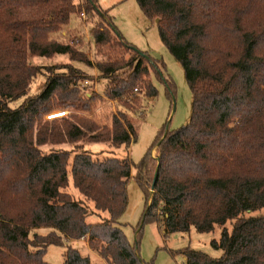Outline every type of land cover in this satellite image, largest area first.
<instances>
[{
  "label": "trees",
  "instance_id": "16d2710c",
  "mask_svg": "<svg viewBox=\"0 0 264 264\" xmlns=\"http://www.w3.org/2000/svg\"><path fill=\"white\" fill-rule=\"evenodd\" d=\"M135 1L147 19L158 20L159 39L181 65L192 95L189 122L171 132L163 126L137 164L94 159L82 145L119 149L135 142L128 112L157 96L151 72L161 76L163 65L126 42L98 0H0V264H48V247L81 240L104 264H147L139 253L146 224L163 226L165 236L221 229L219 240L210 242L222 251L219 258L185 249L184 264H264V215L243 217L264 209V0ZM78 14L101 21L90 30L97 48L122 50L120 58L94 66L106 81L104 98L84 93L87 77L72 66H64L66 74L49 73L29 96L39 73L30 58L66 55L91 65L73 46L50 38ZM165 82L171 99L173 84ZM109 101L125 110L100 114L102 124L74 115L59 125L42 124L54 109L92 115L96 102ZM62 144H75V150L39 149ZM131 170L145 199L133 244L118 224ZM70 179L92 210L66 191ZM99 212L108 218L87 222ZM42 227L51 231L30 236ZM63 259L90 264L72 246Z\"/></svg>",
  "mask_w": 264,
  "mask_h": 264
},
{
  "label": "rangeland",
  "instance_id": "374dc122",
  "mask_svg": "<svg viewBox=\"0 0 264 264\" xmlns=\"http://www.w3.org/2000/svg\"><path fill=\"white\" fill-rule=\"evenodd\" d=\"M74 2L77 4L80 0H74ZM98 4L103 11H107L108 15L112 18L114 26L126 42L140 52L147 53L153 61L163 65V68L160 69L161 76L151 72V80L158 91L157 96L149 100H143L142 102L139 101L138 107L141 108L137 110L133 109L130 113L128 112L129 118H131L132 123L137 128L136 141L132 142L127 148L121 147L119 149H112L107 144L102 143H84L82 149L91 153L94 159L98 158L102 160L104 158L115 157L118 159H129L133 164H137L147 153L163 126L166 132H171L185 126L189 122L192 110V95L185 82L181 65L170 55L159 39L156 21L147 19L142 14L135 0H98ZM100 24L101 21L96 16L78 14L70 18L68 26L51 34V39L62 44H69L83 53L91 65L87 66L83 63L70 61L66 55H58L50 59L30 58L29 63L37 67L39 73L30 86L29 96L39 92L49 73L66 74V70L63 69L64 66H72L80 70L87 77L88 81L81 83L84 93L90 94L94 92L100 97L103 96L106 81L99 78V73L94 66L96 63H104L110 59L120 58L121 56L118 55V52H122V50L115 48L111 44L102 46L103 48L96 47L90 30L93 25L100 26ZM123 57L126 61L129 55L124 54ZM165 80L173 84V97L171 99L166 94L167 87ZM125 100L128 101L130 98L127 97ZM22 101L23 99L16 100L10 103L9 106L15 109L21 105ZM95 106L97 107H95L96 109H94L92 115L74 111L71 108L54 109L42 118V124L47 123L48 127L59 125L62 120L70 118L72 115L88 121L95 119L96 123L102 124L100 120L102 115L107 113L115 114L117 110H125L116 102L111 101L106 102V104L96 102ZM61 113H65L64 117L59 115ZM49 115H53L52 118L55 119L52 121L47 120ZM74 148L75 144L39 147L43 153H49L53 150L70 151ZM151 157L154 160L158 158L156 148L152 150ZM134 177L135 171L131 170V177L127 184V208L118 221L130 244L134 243L137 234L135 230L145 207L143 192L138 187ZM66 191L74 199L79 201L84 200L72 186L71 179L69 181V188ZM148 193L149 196L152 195L151 190ZM83 202L89 210H92L93 206L91 203ZM260 215H264V209L256 213L244 214L243 217H256ZM107 218V213L99 212L98 214L88 216L87 222L96 224ZM231 225L232 223H227L226 228L231 230ZM50 231L51 229L49 228H37L31 232L30 236L32 237L35 234L46 235ZM220 233V228H215L211 233L202 234L192 228L188 233H170L165 236L163 226L146 224L141 231L139 253L141 259L147 264H184V257L180 252L185 249L200 251L210 257L219 258L222 255V251L213 249L210 246V242L212 240H219ZM85 242L86 240L79 242L70 241L65 242L63 247L50 246L47 248L44 261L48 264H64L63 253L67 246H72L78 249L81 255L88 257L90 264H104L99 257L86 249L88 247H86Z\"/></svg>",
  "mask_w": 264,
  "mask_h": 264
},
{
  "label": "built area",
  "instance_id": "2783aa9c",
  "mask_svg": "<svg viewBox=\"0 0 264 264\" xmlns=\"http://www.w3.org/2000/svg\"><path fill=\"white\" fill-rule=\"evenodd\" d=\"M64 114L65 113H61V114H59V115H62L61 117H64ZM55 116V115H54ZM53 117V115H49L48 117H47V120H54L55 118H52ZM61 117H59V118H61Z\"/></svg>",
  "mask_w": 264,
  "mask_h": 264
},
{
  "label": "crops",
  "instance_id": "0c3cea01",
  "mask_svg": "<svg viewBox=\"0 0 264 264\" xmlns=\"http://www.w3.org/2000/svg\"><path fill=\"white\" fill-rule=\"evenodd\" d=\"M85 244H86V247H87V243L85 242ZM86 249H88V248H86Z\"/></svg>",
  "mask_w": 264,
  "mask_h": 264
},
{
  "label": "water",
  "instance_id": "95a60500",
  "mask_svg": "<svg viewBox=\"0 0 264 264\" xmlns=\"http://www.w3.org/2000/svg\"><path fill=\"white\" fill-rule=\"evenodd\" d=\"M158 22V20H156V23Z\"/></svg>",
  "mask_w": 264,
  "mask_h": 264
}]
</instances>
